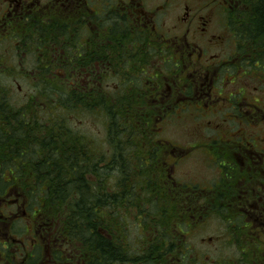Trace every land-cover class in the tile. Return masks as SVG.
<instances>
[{
  "label": "flooded vegetation",
  "instance_id": "af4514ba",
  "mask_svg": "<svg viewBox=\"0 0 264 264\" xmlns=\"http://www.w3.org/2000/svg\"><path fill=\"white\" fill-rule=\"evenodd\" d=\"M173 4L174 0H0V129L7 111L3 102L18 103L11 91L3 92V79L19 81L12 73L15 67L7 63L8 50L2 48L8 37L18 35L16 40L23 41L19 47L37 57L36 70L27 73L37 83L75 86L79 93H90L97 112L126 115L128 124L140 129L147 127L146 115L151 114L155 134H160L164 121L181 120L178 116L197 122L200 138L189 141L198 144L203 162L213 172L204 183L181 182L175 174L194 154L186 147L189 141L138 140L163 155L160 169L171 190L203 196L197 199L201 202L187 204L194 212L181 234L177 219H160L170 225L162 233L171 235L162 238V245L150 233L155 229L147 226L145 214L134 208H128L132 214L123 209L117 217L137 219L139 238L129 239L127 226L114 224L111 208L112 225L96 229L106 244L96 236L73 234L72 226L51 212L50 204L30 206L16 188H7L0 192V264H122L116 256L152 254L157 264H183L186 250V263L194 264V221L208 223L213 216L232 225L228 236L246 242L243 252L250 250L251 264H264V102L253 83L255 75H264V61L240 50L238 0H201L195 7L184 6L171 22ZM13 174L15 170L0 171V177ZM123 230L124 235L119 233ZM180 236L185 245H179Z\"/></svg>",
  "mask_w": 264,
  "mask_h": 264
},
{
  "label": "trees",
  "instance_id": "16d2710c",
  "mask_svg": "<svg viewBox=\"0 0 264 264\" xmlns=\"http://www.w3.org/2000/svg\"><path fill=\"white\" fill-rule=\"evenodd\" d=\"M242 5L249 9L241 10ZM238 14H241L238 26L240 50L255 53L258 59L264 61V0H238ZM2 90L10 91V87L2 82ZM43 90L46 96L39 101L32 96L16 105H12L10 101L3 102L7 111H3L1 118L0 171L15 170V174L9 178L0 177V192L16 188L19 197L27 200L30 206L48 203L51 205V212L72 226L73 234L82 237L96 236L106 244L108 241L96 229L107 230L112 225L110 216L107 218L106 214L111 208L115 210L114 224L121 229L124 225L129 229H137L139 224L137 219L125 221L122 217H117L123 214V209L132 214L128 208H134L137 213L145 214L147 226L155 229L150 233L157 237L155 239L158 245H162V238L171 239V235L162 233L163 229L170 228L169 223L165 226L160 219H177L181 234L194 212L193 209H188L187 204L201 202L197 199H202L203 196L171 190L165 173L160 169L163 155L156 147L150 151V143L142 145L138 141L140 138L157 137L151 114L146 115L147 127L143 129L130 126L126 115L107 114L111 119L109 148L107 153H100L94 145L82 146L80 139L75 137L74 128L62 123L64 112L74 113L81 103L76 101L84 100L81 96H76V87L52 83L51 87H42V92ZM66 90H70L71 102L55 99L53 96ZM86 106L96 113H103L96 111L91 99ZM196 222L198 223L197 219L190 236L194 235ZM119 233L124 235L125 232L123 230ZM129 234L130 232L126 235ZM178 240L179 245H182L181 236ZM194 249L193 245V251L190 249L194 253L193 263L204 264L198 261V258L201 260L202 253ZM187 253L186 250L184 258H181L183 264H187ZM244 254L246 256L243 257V263L251 264V255L247 252ZM117 259L122 264H127L128 261L157 264L153 254L152 257L146 255L141 258L116 256L115 260ZM205 264L230 263L209 259Z\"/></svg>",
  "mask_w": 264,
  "mask_h": 264
},
{
  "label": "rangeland",
  "instance_id": "374dc122",
  "mask_svg": "<svg viewBox=\"0 0 264 264\" xmlns=\"http://www.w3.org/2000/svg\"><path fill=\"white\" fill-rule=\"evenodd\" d=\"M201 0H174L173 4V13L171 14L170 21L173 22L175 15L182 14L184 12V6L189 5L195 7ZM210 1V0H203ZM240 9L248 10L247 6H241ZM238 14V26L240 24V18ZM245 18L246 15L242 14ZM243 17V18H244ZM242 18V19H243ZM18 36V35H14ZM8 37V40L5 46L2 48L5 54L8 56V64L10 68H14L15 75H18L19 81L13 82L11 78L10 82H7L3 79V84L10 87V91L15 95L18 103H24L26 100L31 99L33 96L35 100L43 99L46 95H43L42 87H51V82H42L37 83L36 78L27 76L28 72L36 70L37 57L34 53H30L19 47V44L23 45L22 39L19 37L17 40L15 37ZM11 38V39H10ZM246 49V45H243ZM264 63V62H263ZM18 69V71H17ZM26 75V76H23ZM250 80V79H249ZM254 85L258 86L259 97L263 98L264 102V87L261 85L264 84V75L257 76L255 75L253 79ZM116 82V79H113ZM56 86L58 84H55ZM90 93H79L76 96H81L84 100L79 99L80 108L77 109L74 113L64 112L62 115L63 125H70L75 130V137L80 139L81 145L88 147V145H94L98 152L107 153L108 150V137H109V124L110 117L105 113H96L92 109H88L86 104L90 103V98L88 96ZM227 95L229 93L227 92ZM55 99H62L64 101L71 102L72 97L70 90L57 93L53 95ZM88 98V99H87ZM83 101V102H82ZM44 115V114H43ZM176 118V117H175ZM181 120L177 122L173 119H168L161 124V127L157 132V137L166 138L174 143L187 144L189 140L194 138H200V127L197 122L191 121L190 118L183 116L179 117ZM68 125V126H69ZM189 145L186 146L190 153L192 154L188 159L182 162V166L178 168L176 172V177L183 181H194L204 183L213 177V172L208 168L203 162V151L200 152V147L196 142L189 141ZM148 144V143H147ZM146 144V145H147ZM150 146V151L154 150V146ZM161 154V153H160ZM107 218L109 217V211H106ZM133 219V218H131ZM200 221L196 225L194 235L191 236V243L195 246L194 251L202 253L201 260L198 258V261L207 262L210 260H221L227 261L230 264H244L242 258L245 256L243 252V247L246 246V242L240 241L239 237L234 238L228 236L227 231L232 228V225H228L223 219H217L213 216V220L206 223ZM135 226V225H134ZM230 228H229V227ZM143 226H141L142 228ZM130 232L127 236L129 239L139 238L140 232L137 229H129L126 227V234ZM253 248H256L253 246ZM247 253L249 249L245 250Z\"/></svg>",
  "mask_w": 264,
  "mask_h": 264
}]
</instances>
